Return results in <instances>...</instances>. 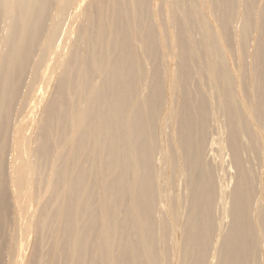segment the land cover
Listing matches in <instances>:
<instances>
[{"label": "bare ground", "instance_id": "1", "mask_svg": "<svg viewBox=\"0 0 264 264\" xmlns=\"http://www.w3.org/2000/svg\"><path fill=\"white\" fill-rule=\"evenodd\" d=\"M0 264H264V0H0Z\"/></svg>", "mask_w": 264, "mask_h": 264}, {"label": "rangeland", "instance_id": "2", "mask_svg": "<svg viewBox=\"0 0 264 264\" xmlns=\"http://www.w3.org/2000/svg\"><path fill=\"white\" fill-rule=\"evenodd\" d=\"M260 9H261V8H260ZM260 9L258 10V8H257V10H256V13H257V14H259V12H260ZM258 11H259V12H258ZM29 252H30V251H29Z\"/></svg>", "mask_w": 264, "mask_h": 264}]
</instances>
